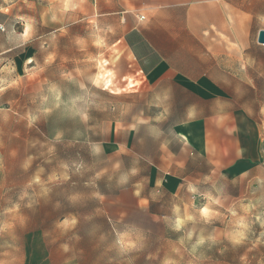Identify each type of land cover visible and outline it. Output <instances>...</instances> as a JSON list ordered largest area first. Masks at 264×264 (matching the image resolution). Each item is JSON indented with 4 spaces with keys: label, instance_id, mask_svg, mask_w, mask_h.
<instances>
[{
    "label": "rangeland",
    "instance_id": "rangeland-1",
    "mask_svg": "<svg viewBox=\"0 0 264 264\" xmlns=\"http://www.w3.org/2000/svg\"><path fill=\"white\" fill-rule=\"evenodd\" d=\"M164 1L0 0V264H264V0L193 91L138 42L210 0Z\"/></svg>",
    "mask_w": 264,
    "mask_h": 264
},
{
    "label": "crops",
    "instance_id": "crops-1",
    "mask_svg": "<svg viewBox=\"0 0 264 264\" xmlns=\"http://www.w3.org/2000/svg\"><path fill=\"white\" fill-rule=\"evenodd\" d=\"M220 1L222 0H210L208 3L190 8L188 22L193 25H189L182 34L172 33L169 11L165 7L161 11L158 10L156 16L152 18L150 35L143 37L142 42H138L151 48L153 65L148 70L153 79L164 78L166 72H176L179 75L173 76L174 79H180L178 83L190 90L193 88V82L197 80L204 81L207 87L221 86V83L216 81L217 78H221V75H216V66L220 67V62L216 61L225 53L232 59L234 56L237 62L238 46L233 42L237 43L239 34L238 3H230L229 30L225 24L227 19ZM160 4L166 3L162 0ZM223 39H229L231 47L224 50ZM130 46L136 47V44L131 43ZM137 57L141 62L147 58L141 55ZM225 141L226 137L222 136L224 144ZM200 149L209 152V149L203 146Z\"/></svg>",
    "mask_w": 264,
    "mask_h": 264
},
{
    "label": "clouds",
    "instance_id": "clouds-1",
    "mask_svg": "<svg viewBox=\"0 0 264 264\" xmlns=\"http://www.w3.org/2000/svg\"><path fill=\"white\" fill-rule=\"evenodd\" d=\"M67 6H68V5H66L65 7L67 8ZM30 31H31L30 26H27V25H26V27H25V32L23 33V36H24L25 39H27L28 36L30 35ZM202 214H203L205 217H207V216H209L211 213H210V210H209V209L205 208V209H203ZM180 223H181L180 221L177 222V227H179ZM122 242H123V238H122ZM132 246H134V245H132L131 243H125V247H132Z\"/></svg>",
    "mask_w": 264,
    "mask_h": 264
},
{
    "label": "water",
    "instance_id": "water-1",
    "mask_svg": "<svg viewBox=\"0 0 264 264\" xmlns=\"http://www.w3.org/2000/svg\"><path fill=\"white\" fill-rule=\"evenodd\" d=\"M258 42L261 43V44H264V30H261L259 32Z\"/></svg>",
    "mask_w": 264,
    "mask_h": 264
},
{
    "label": "built area",
    "instance_id": "built-area-1",
    "mask_svg": "<svg viewBox=\"0 0 264 264\" xmlns=\"http://www.w3.org/2000/svg\"><path fill=\"white\" fill-rule=\"evenodd\" d=\"M142 18H144V17H142Z\"/></svg>",
    "mask_w": 264,
    "mask_h": 264
}]
</instances>
